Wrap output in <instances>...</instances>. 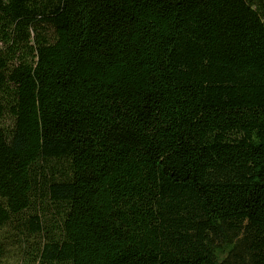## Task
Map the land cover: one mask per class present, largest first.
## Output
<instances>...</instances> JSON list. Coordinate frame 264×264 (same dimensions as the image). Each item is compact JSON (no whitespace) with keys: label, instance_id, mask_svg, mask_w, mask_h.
<instances>
[{"label":"trees","instance_id":"obj_1","mask_svg":"<svg viewBox=\"0 0 264 264\" xmlns=\"http://www.w3.org/2000/svg\"><path fill=\"white\" fill-rule=\"evenodd\" d=\"M39 201L32 264H264V0H0V228Z\"/></svg>","mask_w":264,"mask_h":264},{"label":"rangeland","instance_id":"obj_2","mask_svg":"<svg viewBox=\"0 0 264 264\" xmlns=\"http://www.w3.org/2000/svg\"><path fill=\"white\" fill-rule=\"evenodd\" d=\"M57 209L48 201L37 202L30 210L11 219L0 228V264H32L33 259L40 254L41 239L30 238L29 222L34 216L45 221L43 235L45 241L55 239L57 228L55 219ZM41 238V235H38Z\"/></svg>","mask_w":264,"mask_h":264}]
</instances>
